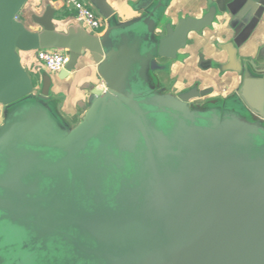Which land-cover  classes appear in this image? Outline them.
I'll use <instances>...</instances> for the list:
<instances>
[{"label":"water","instance_id":"obj_1","mask_svg":"<svg viewBox=\"0 0 264 264\" xmlns=\"http://www.w3.org/2000/svg\"><path fill=\"white\" fill-rule=\"evenodd\" d=\"M28 1L0 0V264H264V116L159 75L217 7L164 24L168 0L128 20L89 0L103 86L74 124L22 64L50 48Z\"/></svg>","mask_w":264,"mask_h":264},{"label":"crops","instance_id":"obj_2","mask_svg":"<svg viewBox=\"0 0 264 264\" xmlns=\"http://www.w3.org/2000/svg\"><path fill=\"white\" fill-rule=\"evenodd\" d=\"M140 1L109 3L120 20H128L138 16L135 7ZM211 6L217 7L213 25L189 35L178 59L166 62L167 69L159 72L162 84L174 93L198 86L209 94L197 102L235 104L264 116V0H168L164 24H177L188 16L200 19ZM19 20L30 31L47 37V50L62 51L73 59L71 77L59 80V72L47 70L36 51L21 53L36 88L41 90L46 78L51 80L49 91L59 110L70 122L78 123L91 88L103 86L97 72L102 56L93 37L101 35L106 21L100 34L90 30L61 0H29ZM1 110L0 106V118Z\"/></svg>","mask_w":264,"mask_h":264},{"label":"built area","instance_id":"obj_3","mask_svg":"<svg viewBox=\"0 0 264 264\" xmlns=\"http://www.w3.org/2000/svg\"><path fill=\"white\" fill-rule=\"evenodd\" d=\"M67 7L76 12L77 19L90 30L101 33L104 28L102 16L86 0H61ZM37 59L41 61L47 70L60 72L66 68L69 56L58 50L40 49Z\"/></svg>","mask_w":264,"mask_h":264},{"label":"rangeland","instance_id":"obj_4","mask_svg":"<svg viewBox=\"0 0 264 264\" xmlns=\"http://www.w3.org/2000/svg\"><path fill=\"white\" fill-rule=\"evenodd\" d=\"M86 2H88L89 3V1L88 0H86ZM161 76H162V74H160ZM1 121H2V110H1V118H0V123H1Z\"/></svg>","mask_w":264,"mask_h":264}]
</instances>
